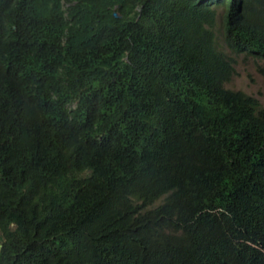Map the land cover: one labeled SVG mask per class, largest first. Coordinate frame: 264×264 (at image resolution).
Wrapping results in <instances>:
<instances>
[{
	"label": "trees",
	"instance_id": "16d2710c",
	"mask_svg": "<svg viewBox=\"0 0 264 264\" xmlns=\"http://www.w3.org/2000/svg\"><path fill=\"white\" fill-rule=\"evenodd\" d=\"M222 6L264 59V0H0V264H264V107L224 86Z\"/></svg>",
	"mask_w": 264,
	"mask_h": 264
},
{
	"label": "rangeland",
	"instance_id": "374dc122",
	"mask_svg": "<svg viewBox=\"0 0 264 264\" xmlns=\"http://www.w3.org/2000/svg\"><path fill=\"white\" fill-rule=\"evenodd\" d=\"M224 14L223 6L222 9L216 10L215 31L218 36V47L232 58L235 70L224 86L227 89L239 90L253 96L264 107V59L246 52L234 53L224 45L221 40Z\"/></svg>",
	"mask_w": 264,
	"mask_h": 264
},
{
	"label": "clouds",
	"instance_id": "9594fccd",
	"mask_svg": "<svg viewBox=\"0 0 264 264\" xmlns=\"http://www.w3.org/2000/svg\"><path fill=\"white\" fill-rule=\"evenodd\" d=\"M68 6H69V3H65V4L62 5V8L68 11V10H69ZM113 14H116L115 16H119L118 13H117L116 11L113 12ZM61 50H62V49H61ZM57 61H58L59 63H61V64H66V62H65V56H63V57H61V58H58ZM77 82H78V83H84L85 81H84V80H80L79 78H77ZM77 102H78V99H75V100L70 104V107H71V108H74V107L76 106Z\"/></svg>",
	"mask_w": 264,
	"mask_h": 264
},
{
	"label": "water",
	"instance_id": "95a60500",
	"mask_svg": "<svg viewBox=\"0 0 264 264\" xmlns=\"http://www.w3.org/2000/svg\"><path fill=\"white\" fill-rule=\"evenodd\" d=\"M113 15H116V14H113Z\"/></svg>",
	"mask_w": 264,
	"mask_h": 264
}]
</instances>
